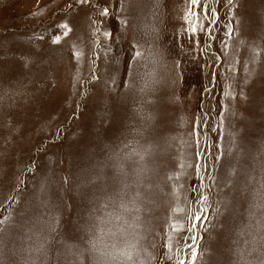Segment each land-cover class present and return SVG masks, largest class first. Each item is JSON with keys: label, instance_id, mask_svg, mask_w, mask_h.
Segmentation results:
<instances>
[{"label": "rangeland", "instance_id": "rangeland-1", "mask_svg": "<svg viewBox=\"0 0 264 264\" xmlns=\"http://www.w3.org/2000/svg\"><path fill=\"white\" fill-rule=\"evenodd\" d=\"M204 2L0 0V264H264V0Z\"/></svg>", "mask_w": 264, "mask_h": 264}, {"label": "snow or ice", "instance_id": "snow-or-ice-1", "mask_svg": "<svg viewBox=\"0 0 264 264\" xmlns=\"http://www.w3.org/2000/svg\"><path fill=\"white\" fill-rule=\"evenodd\" d=\"M87 2H88V0H80V3H87ZM210 2H212V0H205L204 6H203V11H202V19H203V21H207L208 22V27L206 29H204L203 24L201 23V30L205 32L206 37L209 40L214 39L213 30H214V28L216 26V21L219 19V17L217 16V11H216L215 8H211V11L209 10ZM188 3H189L190 6H195L197 11L194 14L197 17V21H201V13H200L201 0H188ZM228 3L231 4L232 0H228ZM104 14L107 15V9L104 10ZM58 27L66 29V31L64 32V36L65 37H67L69 35V33L73 31V29L67 23L60 24V25H58ZM196 34H197V29L194 27L192 29V35H196ZM102 35L104 37H107V36H109L111 34L109 32H107V31H103ZM226 35L228 36L229 39L232 38L231 29H229V31L226 33ZM60 41H61V37L57 35V36H54L52 42L54 44H58V43H60ZM222 43L226 46V41H222ZM197 44H199V40H197ZM211 46H212L211 44H206L205 45V47H211ZM74 55L79 56V55H82V53L78 52V53H74ZM136 55L138 56L139 53L137 52ZM216 61H217V63L220 62V57L219 56L216 57ZM213 80H215V73H213ZM225 95L226 96H231V93L228 92V93H225ZM220 115H221V124H223L224 113L221 112ZM196 157H197V160L202 159V156H201V153L199 152V150L196 153ZM141 159H143L142 156H141ZM216 159L219 160L220 157L217 156ZM184 166H186V165H182V167H184ZM196 168H197V173L199 175V171H200L201 165L199 163H197L196 164ZM202 180H203V178L201 177V182H202ZM201 186H203V183H201ZM193 191H195V189H193ZM2 195H3V193L0 192V196H2ZM137 195H139V194H137ZM9 199H11V197H9ZM204 199H205V197L201 196L200 200L196 201V203H200ZM138 210L139 209H137V211ZM135 219L139 220V216L135 217ZM189 219L191 221V225H190V227L187 230L189 232H195V230L197 228V223L204 221L205 218L202 217L199 214V212H197V210L195 208H193L191 210V214L189 216ZM9 220H10V217L6 216L3 220H0V224L7 223V222H9ZM173 230H177L175 228V226H173ZM179 230H181V231L184 230L183 225H181ZM191 239L193 241H195L197 239V237L195 235H193L191 237ZM258 243H259V238L258 237H254L253 238V244H254L253 251H257V248L255 247V245L258 244ZM165 247L170 249V245L169 244H166ZM184 247H185V249H190L191 250V258L186 261L185 258L183 256H181L179 258V260H178V264H196V260H197V257H198V253H197L196 248L193 245H190V244H185ZM170 258L171 257H169V259Z\"/></svg>", "mask_w": 264, "mask_h": 264}, {"label": "bare ground", "instance_id": "bare-ground-1", "mask_svg": "<svg viewBox=\"0 0 264 264\" xmlns=\"http://www.w3.org/2000/svg\"><path fill=\"white\" fill-rule=\"evenodd\" d=\"M178 260V259H177ZM176 264V263H175Z\"/></svg>", "mask_w": 264, "mask_h": 264}]
</instances>
